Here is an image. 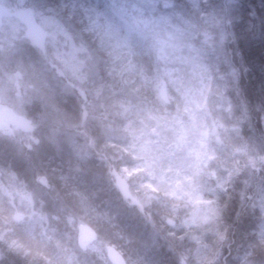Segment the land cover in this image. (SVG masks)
Returning a JSON list of instances; mask_svg holds the SVG:
<instances>
[{"label":"clouds","instance_id":"obj_1","mask_svg":"<svg viewBox=\"0 0 264 264\" xmlns=\"http://www.w3.org/2000/svg\"><path fill=\"white\" fill-rule=\"evenodd\" d=\"M0 264H264V0H0Z\"/></svg>","mask_w":264,"mask_h":264}]
</instances>
